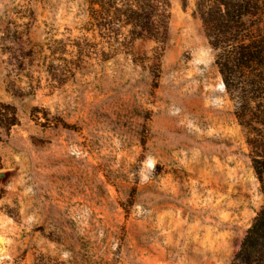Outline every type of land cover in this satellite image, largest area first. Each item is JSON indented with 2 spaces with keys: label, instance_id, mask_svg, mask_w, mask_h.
<instances>
[{
  "label": "rangeland",
  "instance_id": "374dc122",
  "mask_svg": "<svg viewBox=\"0 0 264 264\" xmlns=\"http://www.w3.org/2000/svg\"><path fill=\"white\" fill-rule=\"evenodd\" d=\"M164 40L91 0H0V264H232L263 205L195 13Z\"/></svg>",
  "mask_w": 264,
  "mask_h": 264
},
{
  "label": "trees",
  "instance_id": "16d2710c",
  "mask_svg": "<svg viewBox=\"0 0 264 264\" xmlns=\"http://www.w3.org/2000/svg\"><path fill=\"white\" fill-rule=\"evenodd\" d=\"M89 6L96 25L112 33L125 26L133 38L164 40L169 30L160 0H91ZM195 13L234 116L247 132L251 170L263 197L232 264H264V0H195ZM16 125L14 108L0 103V140Z\"/></svg>",
  "mask_w": 264,
  "mask_h": 264
}]
</instances>
